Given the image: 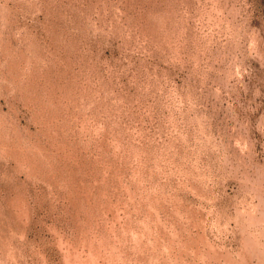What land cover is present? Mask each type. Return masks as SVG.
Segmentation results:
<instances>
[{
  "label": "rangeland",
  "instance_id": "1",
  "mask_svg": "<svg viewBox=\"0 0 264 264\" xmlns=\"http://www.w3.org/2000/svg\"><path fill=\"white\" fill-rule=\"evenodd\" d=\"M0 264H264V0H0Z\"/></svg>",
  "mask_w": 264,
  "mask_h": 264
}]
</instances>
